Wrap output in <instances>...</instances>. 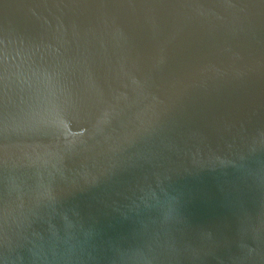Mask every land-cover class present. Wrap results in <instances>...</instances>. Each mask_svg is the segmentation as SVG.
Returning <instances> with one entry per match:
<instances>
[{
	"label": "water",
	"instance_id": "1",
	"mask_svg": "<svg viewBox=\"0 0 264 264\" xmlns=\"http://www.w3.org/2000/svg\"><path fill=\"white\" fill-rule=\"evenodd\" d=\"M0 264H264V0H0Z\"/></svg>",
	"mask_w": 264,
	"mask_h": 264
}]
</instances>
